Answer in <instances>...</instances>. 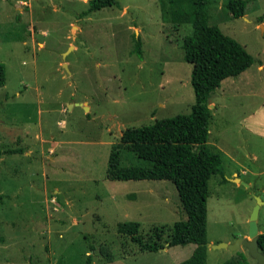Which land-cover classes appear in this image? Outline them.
Segmentation results:
<instances>
[{
	"label": "rangeland",
	"instance_id": "obj_1",
	"mask_svg": "<svg viewBox=\"0 0 264 264\" xmlns=\"http://www.w3.org/2000/svg\"><path fill=\"white\" fill-rule=\"evenodd\" d=\"M227 1L207 0V24L254 62L211 92L208 140L193 149L219 151L223 169L208 179L206 264L236 251L256 264L244 247H211L247 235L255 196L264 231V0L237 17ZM117 2L79 16L87 0H0V151L23 150L0 154V264H181L195 247L123 255L118 223L147 231L185 212L170 180L108 179L111 147L122 165H149L122 131L188 113L194 91L182 48L191 24L164 17L162 0Z\"/></svg>",
	"mask_w": 264,
	"mask_h": 264
},
{
	"label": "trees",
	"instance_id": "obj_2",
	"mask_svg": "<svg viewBox=\"0 0 264 264\" xmlns=\"http://www.w3.org/2000/svg\"><path fill=\"white\" fill-rule=\"evenodd\" d=\"M88 15L102 7L117 5V0H87ZM162 15L173 23L189 22L192 31L183 38V58L191 64L190 82L194 102L188 113L154 119L150 124L125 128L119 141L135 157L149 161V165L121 164L117 145L111 147L106 177L110 180L166 179L177 191L185 219L170 226H151L141 229L140 222L124 221L117 224L122 238L123 255L145 251H158L174 245L194 243L191 255L181 264H206V228L208 179L211 175L223 176L219 151H209L201 159L193 146L208 140L212 109L209 96L220 82L248 68L253 56L245 46L223 33L216 25L207 24V0H162ZM247 0H228L225 7L235 17L244 13ZM185 4V5H184ZM186 4L189 5L187 9ZM140 39L135 48L139 50ZM5 83V67L0 63V86ZM22 148H7L1 153H22ZM127 240L131 243L128 247ZM258 247L264 253V231L258 234ZM89 263V260L87 261ZM220 264H250L247 255L236 251Z\"/></svg>",
	"mask_w": 264,
	"mask_h": 264
},
{
	"label": "water",
	"instance_id": "obj_3",
	"mask_svg": "<svg viewBox=\"0 0 264 264\" xmlns=\"http://www.w3.org/2000/svg\"><path fill=\"white\" fill-rule=\"evenodd\" d=\"M72 38H74V31L72 32ZM209 107H210V104H209ZM84 108L86 110L88 109L87 106H84ZM235 179L236 178H232V180H235ZM244 184L248 185L247 183H244ZM255 199H256V202L253 205V208L248 218L247 235L245 237H238L233 243L229 244V243L220 242V243L211 245V247L212 248H228L231 251L237 250L239 247H244L246 248L247 254L249 255V257H251L252 259L256 261V264H264V253L258 247V241H257L258 234H259V229H258V224H257L258 211L263 201L260 199L259 196H255Z\"/></svg>",
	"mask_w": 264,
	"mask_h": 264
},
{
	"label": "crops",
	"instance_id": "obj_4",
	"mask_svg": "<svg viewBox=\"0 0 264 264\" xmlns=\"http://www.w3.org/2000/svg\"><path fill=\"white\" fill-rule=\"evenodd\" d=\"M233 178H236V180H239V177H237V174L235 173L234 175H233ZM238 178V179H237ZM259 232H261V230L259 229ZM164 249V248H163Z\"/></svg>",
	"mask_w": 264,
	"mask_h": 264
}]
</instances>
